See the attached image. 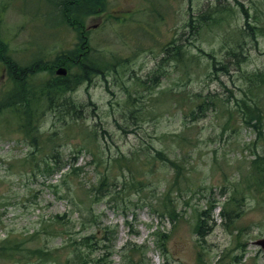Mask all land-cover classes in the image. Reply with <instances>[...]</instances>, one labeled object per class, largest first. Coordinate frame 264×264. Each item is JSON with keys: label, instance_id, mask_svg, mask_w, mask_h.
I'll list each match as a JSON object with an SVG mask.
<instances>
[{"label": "rangeland", "instance_id": "obj_1", "mask_svg": "<svg viewBox=\"0 0 264 264\" xmlns=\"http://www.w3.org/2000/svg\"><path fill=\"white\" fill-rule=\"evenodd\" d=\"M108 1L111 15L89 16L85 26L114 67L66 93L77 115L45 114L39 136L51 142L36 147L12 109L0 112V264H75L78 247L82 264H264L256 244L264 239V189L253 164L264 156V36L239 35L264 23V0ZM60 2L0 0L12 57L41 54L45 67L74 47L77 33L57 27ZM219 8L222 25L202 17ZM11 87L1 75L0 102ZM244 101L260 109V122H246ZM53 151L61 169L34 176L33 159ZM103 176L110 191L98 194ZM170 200L180 216L173 222L159 208ZM202 212L208 219L198 234ZM164 228L167 253L156 237Z\"/></svg>", "mask_w": 264, "mask_h": 264}, {"label": "trees", "instance_id": "obj_2", "mask_svg": "<svg viewBox=\"0 0 264 264\" xmlns=\"http://www.w3.org/2000/svg\"><path fill=\"white\" fill-rule=\"evenodd\" d=\"M216 1L218 2L220 0ZM59 7L60 24H58L57 27L69 30L71 28L77 33L78 36L74 48L72 47L71 49H68V51L57 55L47 66L41 67V64H33L29 66L17 63L15 59L12 58L6 45L7 74H9L12 92L7 94V99L4 97L1 100L0 112L3 109H12L14 112L15 122L22 128L26 140H30V143L36 147H39L41 144L51 142V138H46L45 135H42V138L40 139L39 136L40 127L43 122L42 118L45 114L53 111L55 116L58 117L77 115L78 111L71 99L65 96L66 93L75 91L85 82H92L93 77L97 75H105L106 72L111 71L112 67H114V61L111 58L107 57V55L103 54L92 44L90 45V34L88 35L90 30H88L85 26L86 18L89 16L100 13L111 15V12L114 11V9H111L112 7L108 8L109 1L61 0ZM242 9L246 14V17H250L249 10H244L243 6ZM223 11L224 8H219L216 9L215 13H208V16L203 15L202 17L207 19L214 15V26L222 25L224 17H221L219 20L217 13H222ZM191 23L192 26H194L193 22ZM256 30L258 31L256 32ZM239 32L242 39L247 36L252 40L257 41L258 34L264 36V23H248L245 28L239 29ZM236 47H241V44L237 43ZM59 66H65L67 68L68 73L66 76L55 75V70ZM225 69L227 70V68ZM37 70L38 73L47 70L51 73L52 77L43 81L37 80L34 77V72ZM261 73L262 72L255 74L254 78L257 79ZM238 104L243 109L247 123H250L251 121L260 122L261 111L257 106L251 107L247 105L245 101L238 102ZM205 105L206 101L199 103L197 108L192 111V116L194 117L196 111L201 112ZM198 118L199 117H196L194 120H197ZM182 137L187 138L185 136ZM158 154L161 155L160 153ZM58 157V153L53 151L50 157H44L41 162L34 158V166L36 167L34 176L37 175L36 172H46L54 175L62 167L59 164L60 161L58 160ZM162 159L165 162L170 163L175 170L179 171V166L173 162V160L163 156ZM253 164L257 173L262 176L261 186L262 189H264V156L257 155ZM109 180L108 176H103L101 178L98 187L96 188L98 194L109 193ZM68 189H70V186ZM146 205L153 207L152 203ZM159 208L163 210L162 217L165 219L166 217L164 216V213L168 215L172 222L179 220L180 216L173 200L166 203L162 202V205H159ZM223 215H226L225 212H223ZM66 217L67 215L64 217L58 216L56 218L58 222H61V219H66ZM204 217L208 219L205 212L199 214L197 224L198 234L203 233L204 226L207 223ZM93 219L94 218L92 217L91 219H87V221L94 224L95 220ZM229 220L230 222L232 221L230 216ZM170 233L171 230H166V228L156 233L158 248L162 251V253H167L168 251L167 246L170 241ZM106 239L109 240L108 237H106ZM92 240L91 236L82 238V241L86 242V244L84 243V246L86 245L87 247L92 245ZM126 247L130 249V247ZM80 251H82L81 247L76 248L77 261L75 264H82V257H84V254L81 255ZM137 251H144L145 254V249L142 247L138 246ZM104 255L108 256L106 253H104ZM199 261L200 264H206L203 258H199ZM92 263L98 264L93 261ZM129 264L137 263L129 261Z\"/></svg>", "mask_w": 264, "mask_h": 264}, {"label": "flooded vegetation", "instance_id": "obj_3", "mask_svg": "<svg viewBox=\"0 0 264 264\" xmlns=\"http://www.w3.org/2000/svg\"><path fill=\"white\" fill-rule=\"evenodd\" d=\"M3 23V14L0 13V25ZM5 29L4 26L0 28V76L6 74V58L5 54Z\"/></svg>", "mask_w": 264, "mask_h": 264}, {"label": "water", "instance_id": "obj_4", "mask_svg": "<svg viewBox=\"0 0 264 264\" xmlns=\"http://www.w3.org/2000/svg\"><path fill=\"white\" fill-rule=\"evenodd\" d=\"M66 73H67L66 69H60L58 71V74H60V75H66ZM258 244H261L264 248V241L258 242Z\"/></svg>", "mask_w": 264, "mask_h": 264}, {"label": "bare ground", "instance_id": "obj_5", "mask_svg": "<svg viewBox=\"0 0 264 264\" xmlns=\"http://www.w3.org/2000/svg\"><path fill=\"white\" fill-rule=\"evenodd\" d=\"M207 11H208V10H207ZM207 11H206V12H207ZM210 11H211V10H210ZM207 16H208V15H207ZM79 58H80V57H79ZM64 101H65V100H64Z\"/></svg>", "mask_w": 264, "mask_h": 264}]
</instances>
